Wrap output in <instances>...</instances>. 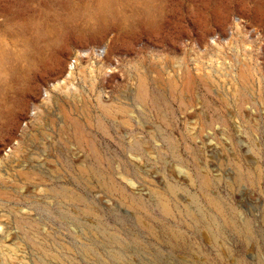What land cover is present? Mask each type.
Returning a JSON list of instances; mask_svg holds the SVG:
<instances>
[{"label": "rangeland", "instance_id": "rangeland-1", "mask_svg": "<svg viewBox=\"0 0 264 264\" xmlns=\"http://www.w3.org/2000/svg\"><path fill=\"white\" fill-rule=\"evenodd\" d=\"M0 264H264V0H0Z\"/></svg>", "mask_w": 264, "mask_h": 264}]
</instances>
